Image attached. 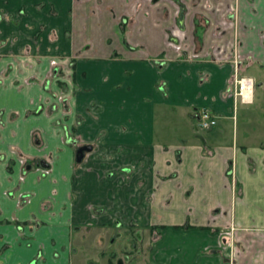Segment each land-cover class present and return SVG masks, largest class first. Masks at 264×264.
<instances>
[{
  "label": "crops",
  "instance_id": "crops-1",
  "mask_svg": "<svg viewBox=\"0 0 264 264\" xmlns=\"http://www.w3.org/2000/svg\"><path fill=\"white\" fill-rule=\"evenodd\" d=\"M149 1L0 0V264H72L119 221L160 233L151 264H225L227 232L264 264V114L226 93L232 58L264 68V0Z\"/></svg>",
  "mask_w": 264,
  "mask_h": 264
},
{
  "label": "rangeland",
  "instance_id": "rangeland-1",
  "mask_svg": "<svg viewBox=\"0 0 264 264\" xmlns=\"http://www.w3.org/2000/svg\"><path fill=\"white\" fill-rule=\"evenodd\" d=\"M196 2H198V0H194V6ZM171 4L173 10L176 12L177 18L179 6L172 2ZM157 13L158 16L167 15V11L164 7L158 8ZM146 14H148V12ZM133 16L134 15L131 17ZM126 32H128V26L126 27ZM243 74L245 76L252 77L255 81V90L253 94L254 104L241 105L238 103L237 113L241 115L242 112H255L258 109V112L260 115H262L264 114V68H261L259 65L253 63L252 66L246 67V72ZM260 82L263 83L261 88L256 85V83L259 84ZM157 123H159V121ZM261 124L264 125V123ZM157 129H159V127ZM206 134H208V131L198 129V133L195 135L204 136ZM29 159L31 158L23 157L22 161L24 166L29 161ZM120 232V237H115L113 232L105 229L100 231L84 229L81 233L75 234L73 244L76 252L74 254L72 264H107V259H110V257L111 263L109 264H118L119 259H122L124 255H128L131 259L130 262L126 264H150V251H152L151 249L153 247V245H150V243L154 240V237H150L147 230H141L138 235L134 234V232L133 234H128L123 229ZM231 236V233H229V236L226 233L222 234V237H225L224 241H228L232 244L230 249L223 252L229 254L230 250L229 256L235 260L238 253H240V250L237 248L236 243L234 242L235 238H233V240L230 239ZM228 263L231 264L230 260ZM232 264H235V262Z\"/></svg>",
  "mask_w": 264,
  "mask_h": 264
},
{
  "label": "flooded vegetation",
  "instance_id": "flooded-vegetation-1",
  "mask_svg": "<svg viewBox=\"0 0 264 264\" xmlns=\"http://www.w3.org/2000/svg\"><path fill=\"white\" fill-rule=\"evenodd\" d=\"M157 0H150L149 2H156ZM24 14V11H23V9H20L19 11H18V15H23ZM183 16H184V7L183 6H181V5H179V12H178V15H177V25H178V27H181V25H180V21H182V19H183ZM10 17H11V14H7V15H0V21L1 20H4V19H10ZM240 61L241 60H236V57H234V58H232V67H233V69H234V73L232 74V76L230 77V81H229V84H228V90L226 91V93L228 94L229 93V91H230V93H231V89L233 90L234 88V86H233V82H234V74H235V69H237L238 67H239V65H240ZM241 76V75H240ZM233 94V93H232ZM233 97V96H232ZM234 98V97H233ZM234 101H235V99H234ZM238 101H235V103H237ZM239 104H242V103H240V102H238ZM253 103V102H252ZM251 103V104H252ZM251 104H243V105H251ZM235 107V106H234ZM203 111H207V112H209L210 114H211V116L215 119V117H214V115L212 114V112L211 111H209V110H202L200 113H199V115L203 112ZM198 115V116H199ZM216 126V125H215ZM198 128V127H197ZM214 128V127H213ZM199 129V128H198ZM212 129V128H211ZM210 130V129H209ZM70 141V143L72 144V139H70L69 140ZM81 148V147H80ZM79 149V148H78ZM91 149V148H90ZM78 151V150H77ZM87 151H84L83 152V158H84V154L86 153ZM77 153V152H76ZM21 159H20V163L22 164V166H24L23 164V161H22V159H23V157H20ZM82 158V159H83ZM82 161V160H81ZM80 161V162H81ZM80 162H77V163H80ZM41 164V163H40ZM40 164H39V162H38V167L40 166ZM42 165V164H41ZM27 166V168L28 169H31V165H29V164H27L26 163V165L24 166V168ZM39 169V168H38ZM43 169V170H42ZM41 170H42V172H47L46 171V169L45 168H42L41 167ZM40 170V171H41ZM48 170V169H47ZM21 179H23V178H21ZM24 199V201L27 199L26 197H24L23 198ZM122 227V223L119 221V222H114V229L113 230H110L111 232H113L114 233V235H115V237H120L121 236V230H120V228ZM182 227H187V226H182ZM140 231L141 230H133V229H126V232L128 233V234H133V232H134V234H136V235H138L139 233H140ZM147 232L149 233V236L150 237H154V240L153 241H151V243H150V245H153V247H152V251H150V255H151V257H150V264H151V262H152V260L154 259V254H153V256H152V253H153V249H154V244H155V242L159 239V236H160V233L159 232H157V231H155V229L154 228H148V230H147ZM228 236H229V232H227L226 233ZM138 237V236H137ZM220 237H221V239L223 240V241H221V245H220V249L219 250H216L215 252L216 253H224L223 251H225V250H228V249H230L231 248V244H229V242L228 241H224L225 240V237H222V234H220ZM227 239V238H226ZM135 247V246H134ZM230 251V250H229ZM229 254H230V252H229ZM229 254L228 253H226L225 254V263L227 264L228 263V261L230 260V262H231V264L233 263V262H235V260H233V258H231V256H229ZM153 257V258H152ZM110 259H111V257H110ZM110 259H107V264H109V263H111V260ZM130 257L128 256V255H124L123 256V258L122 259H119V262H118V264H126V263H128V262H130ZM229 264V263H228Z\"/></svg>",
  "mask_w": 264,
  "mask_h": 264
},
{
  "label": "built area",
  "instance_id": "built-area-1",
  "mask_svg": "<svg viewBox=\"0 0 264 264\" xmlns=\"http://www.w3.org/2000/svg\"><path fill=\"white\" fill-rule=\"evenodd\" d=\"M233 96L236 101L242 104H251L253 101V93L255 88V81L248 76H239L237 69H235ZM216 125V120L209 112L204 111L198 116V128L209 130Z\"/></svg>",
  "mask_w": 264,
  "mask_h": 264
},
{
  "label": "water",
  "instance_id": "water-1",
  "mask_svg": "<svg viewBox=\"0 0 264 264\" xmlns=\"http://www.w3.org/2000/svg\"><path fill=\"white\" fill-rule=\"evenodd\" d=\"M84 151H90V147H81L78 149V151L76 153V161L77 162H80L82 160ZM42 164H44V163L42 162Z\"/></svg>",
  "mask_w": 264,
  "mask_h": 264
},
{
  "label": "bare ground",
  "instance_id": "bare-ground-1",
  "mask_svg": "<svg viewBox=\"0 0 264 264\" xmlns=\"http://www.w3.org/2000/svg\"><path fill=\"white\" fill-rule=\"evenodd\" d=\"M237 58V57H236ZM236 60H238V59H236ZM233 93H234V89H233ZM232 96H233V94H232ZM234 97V96H233ZM235 99V98H234ZM236 101V100H235ZM204 112V111H203ZM211 115V114H210Z\"/></svg>",
  "mask_w": 264,
  "mask_h": 264
}]
</instances>
